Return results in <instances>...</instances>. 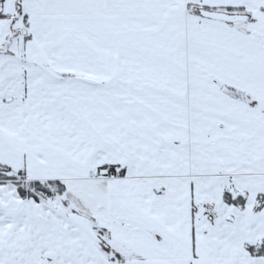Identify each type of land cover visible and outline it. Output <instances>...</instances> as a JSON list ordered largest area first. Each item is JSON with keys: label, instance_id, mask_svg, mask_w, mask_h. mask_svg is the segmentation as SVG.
I'll return each mask as SVG.
<instances>
[{"label": "snow or ice", "instance_id": "snow-or-ice-1", "mask_svg": "<svg viewBox=\"0 0 264 264\" xmlns=\"http://www.w3.org/2000/svg\"><path fill=\"white\" fill-rule=\"evenodd\" d=\"M0 264H264V0H0Z\"/></svg>", "mask_w": 264, "mask_h": 264}]
</instances>
